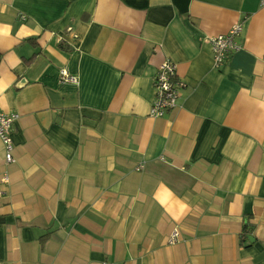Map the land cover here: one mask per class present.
Returning <instances> with one entry per match:
<instances>
[{
	"label": "crops",
	"instance_id": "0c3cea01",
	"mask_svg": "<svg viewBox=\"0 0 264 264\" xmlns=\"http://www.w3.org/2000/svg\"><path fill=\"white\" fill-rule=\"evenodd\" d=\"M1 111L0 264H264V0H0Z\"/></svg>",
	"mask_w": 264,
	"mask_h": 264
},
{
	"label": "built area",
	"instance_id": "2783aa9c",
	"mask_svg": "<svg viewBox=\"0 0 264 264\" xmlns=\"http://www.w3.org/2000/svg\"><path fill=\"white\" fill-rule=\"evenodd\" d=\"M241 31L242 25L235 23L228 32L210 38L214 66L220 67L223 65L228 57L240 48L238 38L240 37ZM59 82L79 84V77L76 74L70 73L66 67H63L59 72ZM182 85L183 82L177 75L176 63L170 59L164 60L158 67L154 77L155 99L150 109V115L152 117H163L168 111L176 108ZM18 118L19 114L17 112H0V139L5 147L4 158L6 163H13L16 160L14 156L13 131ZM2 181L4 183L9 182L7 173L2 176ZM180 238V229L174 227L168 238V242L174 244ZM102 264L109 263L103 262Z\"/></svg>",
	"mask_w": 264,
	"mask_h": 264
},
{
	"label": "trees",
	"instance_id": "16d2710c",
	"mask_svg": "<svg viewBox=\"0 0 264 264\" xmlns=\"http://www.w3.org/2000/svg\"><path fill=\"white\" fill-rule=\"evenodd\" d=\"M3 223H5V217H0V225H2ZM249 234H250V228H249V225L246 224L241 234L242 244H245L247 242Z\"/></svg>",
	"mask_w": 264,
	"mask_h": 264
}]
</instances>
